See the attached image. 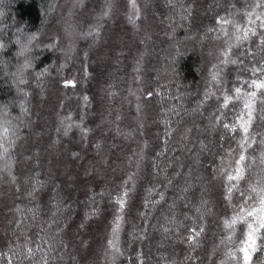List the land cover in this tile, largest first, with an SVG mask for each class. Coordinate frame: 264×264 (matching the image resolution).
Segmentation results:
<instances>
[{"label":"trees","instance_id":"16d2710c","mask_svg":"<svg viewBox=\"0 0 264 264\" xmlns=\"http://www.w3.org/2000/svg\"><path fill=\"white\" fill-rule=\"evenodd\" d=\"M0 44V264H245L264 0H0Z\"/></svg>","mask_w":264,"mask_h":264},{"label":"snow or ice","instance_id":"6c2138e0","mask_svg":"<svg viewBox=\"0 0 264 264\" xmlns=\"http://www.w3.org/2000/svg\"><path fill=\"white\" fill-rule=\"evenodd\" d=\"M133 7H135V4L134 3H133ZM238 31H239V29H238ZM249 34L254 35L255 33L252 32L251 29H249V30L245 31L243 33V35H238L236 38H237L238 41L239 40H246V39H248ZM32 40H35V36H32V37L29 38V41H32ZM17 43H20V41H17ZM3 47H4V45L3 44H0V49H2ZM25 51H27L26 46L21 47V51H20L19 55H23ZM233 63H234V61H233ZM24 67H29V65L28 64H25ZM252 84L256 88H258V89H264V83H257V81L254 80V81H252ZM235 91L237 93V96L240 97L241 96V89L240 88H237ZM244 95H246L248 97V100L251 101V99L256 96V92L253 91L250 94H244ZM231 99H232L231 97H227V96L225 97V106H227L229 100H231ZM245 108L246 109H250V103H246L245 104ZM250 118L251 117L249 115V122H250ZM225 127H228V125H225ZM241 127H243L245 133L248 132V127L246 125L242 124ZM233 130H235V129H233ZM243 160H244V156L242 155L240 157V161H243ZM240 174H241V170H238L237 176L236 177H229V179L230 180L231 179H238L239 176H240ZM119 203H120V207L123 208L124 207V201H123V199H121L119 201ZM262 203H264V202H262ZM261 211H264V208H262ZM247 215L248 216H253V215H258V214L257 213H253V212H249V213H247ZM238 219H244L245 222H247L246 218L243 217V216L236 217V218H233L231 224L228 225V226L231 227L232 225H234L237 222ZM256 224L258 225V227H253V224H248L249 233H248L247 247L241 249V251L244 252L245 264H248V262L251 259V255H250L249 249L251 251H255L256 250V248H255V239H254L255 234L259 231V228H264V222H261L259 218L257 219ZM118 228H119V217H117V225L113 229V233L114 234L118 231ZM198 234L199 233H196V235H198ZM109 245L112 246V247H115L116 246L115 245V235H114L113 240H110L109 241ZM230 255H235V254L232 253Z\"/></svg>","mask_w":264,"mask_h":264},{"label":"clouds","instance_id":"9594fccd","mask_svg":"<svg viewBox=\"0 0 264 264\" xmlns=\"http://www.w3.org/2000/svg\"><path fill=\"white\" fill-rule=\"evenodd\" d=\"M20 43H21V47L26 46L27 51L29 50V46H30V44H31V41L28 40L27 42H20ZM27 51H25L24 54H25ZM24 54H23V55H24Z\"/></svg>","mask_w":264,"mask_h":264},{"label":"rangeland","instance_id":"374dc122","mask_svg":"<svg viewBox=\"0 0 264 264\" xmlns=\"http://www.w3.org/2000/svg\"><path fill=\"white\" fill-rule=\"evenodd\" d=\"M257 214H258V215H255V217H256V218H258V217H259V215H261V214H260V213H258V212H257ZM259 218H260V217H259Z\"/></svg>","mask_w":264,"mask_h":264}]
</instances>
